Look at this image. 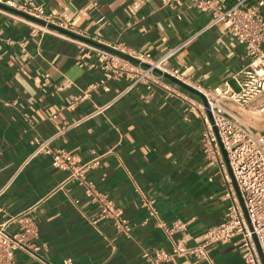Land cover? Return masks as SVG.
Wrapping results in <instances>:
<instances>
[{"label":"crops","instance_id":"crops-1","mask_svg":"<svg viewBox=\"0 0 264 264\" xmlns=\"http://www.w3.org/2000/svg\"><path fill=\"white\" fill-rule=\"evenodd\" d=\"M33 1L105 47L120 42L157 60L186 43L165 67L202 92L225 82L236 91L235 76L247 63L243 48L219 27L197 34L211 16L187 2L170 9L159 0ZM221 1L227 7L235 2ZM94 65L93 54L77 43L33 35L27 23L0 14V187L9 183L0 197V222L30 208L40 258L16 251L15 264H62L67 258L72 264H151L145 250L169 251L180 238L193 246L223 220L225 188L199 144L202 100L164 77L169 90L154 87L153 94L143 85L126 93L124 79L106 81L105 90ZM224 105L264 135V114L250 119V109ZM52 136V147L70 152L79 164L98 160L86 176L122 209L132 238L110 220H96L98 206L81 187L64 183L67 172L48 156L29 160L35 140ZM175 221L185 229L170 234ZM207 253L212 264H246L232 243L211 244ZM160 264L209 262L182 255Z\"/></svg>","mask_w":264,"mask_h":264},{"label":"built area","instance_id":"built-area-1","mask_svg":"<svg viewBox=\"0 0 264 264\" xmlns=\"http://www.w3.org/2000/svg\"><path fill=\"white\" fill-rule=\"evenodd\" d=\"M159 1L170 9H176L187 2L191 8L200 13L209 14L211 21L197 34L219 27L223 34L233 38L243 48L247 63L235 76L236 91H233L226 82L210 91L197 90L204 96L206 102V106L200 110L203 129L199 144L207 164L216 167L215 174L220 176L225 188L222 197L227 200V204L223 220L207 228L193 246H186L184 240L180 238L173 241L169 251L145 250L143 257L151 264H160L174 256L190 255L195 260L212 264L207 247L215 243H232L246 264H264V135L255 136L240 122L239 117L224 105V103H230L239 111L250 109V114L253 116L264 114V2L263 0H235L233 5L227 7L221 0ZM0 5L45 23L42 26L0 8V14L30 25L31 34L39 33L73 41L79 45L80 50L93 54L95 58L93 67L99 68L102 72L103 78L99 81V85L105 90H107L106 81L120 79L129 82L125 89L126 93L138 85H143L152 94L155 93L154 87L169 90L166 85H162L163 74L186 84L177 70H168L165 67L166 62L186 43L172 48L157 60L152 59L149 54L127 49L120 42L107 47L112 50L109 52L76 39L73 40L69 36L48 28L47 25H52L81 36L73 29L71 23L62 21L55 14L47 13L33 0L21 2L0 0ZM120 55H125L138 63ZM87 94L88 92L85 91L80 99ZM108 107L109 105L98 109L92 116L103 112ZM195 108L194 104L190 105L191 110ZM55 137L36 139L35 148L29 160L39 155L48 156L54 168L67 172L64 183H75L81 187L84 196L98 206L99 215L96 220H110L117 231L132 238L131 226L123 217L122 209L86 176L88 170L99 165L98 160L79 164L70 152L52 147ZM8 185L9 183L0 187V197ZM96 220L94 219L93 223ZM11 224H15L16 228L9 231L8 227ZM184 229L183 223L175 221L167 231L172 234ZM36 236L35 216L30 208L0 222V264H15L16 251L40 260L36 254L38 246L33 242ZM62 264H72V260L67 258Z\"/></svg>","mask_w":264,"mask_h":264},{"label":"water","instance_id":"water-1","mask_svg":"<svg viewBox=\"0 0 264 264\" xmlns=\"http://www.w3.org/2000/svg\"><path fill=\"white\" fill-rule=\"evenodd\" d=\"M263 2H264V0H263ZM0 8H2V9H4V10H7V11H9V12H12V13H14V14H17V15H19V16H21V17H23V18H25V19H27V20H29V21H32V22H34V23H37V24H39V25H42V26L45 25V23L42 22V21H39V20L34 19V18H32V17H29V16H27V15H25V14H22V13L16 12V11H14V10H12V9L7 8V7H4V6H1V5H0ZM47 27L50 28L51 30H54V31H56V32H59V33L64 34V35H66V36H69V37H71V38H73V39H76V40H78V41H81V42H84V43H87V44L93 45V46H95V47H98V48H100V49H103V50H106V51L112 52V50H110L109 48H107V47H105V46H103V45H100V44H98V43H95V42H93V41H91V40H89V39H86V38H84V37H81V36H78V35H76V34H73V33H70V32H67V31H64V30H61V29H58V28H56V27H54V26H52V25H47ZM120 56L123 57V58H125V59H127V60H129V61H132V62H134V63H138L137 61H135V60H133V59H131V58L125 56V55H120ZM155 72H156L157 74H160V72H158V71H155ZM163 77H164L165 79L169 80L170 82L174 83L175 85H177V86H179V87L185 89L186 91H188V92H190V93L196 95L197 97H199V98L202 100V102L204 103V106H206V102H205L204 96H203L200 92H198L197 90L191 88L190 86H188V85H186V84H184V83L178 81L177 79H174V78L170 77L169 75L163 74ZM234 186H235V185H234ZM235 188H236V187H235Z\"/></svg>","mask_w":264,"mask_h":264},{"label":"rangeland","instance_id":"rangeland-1","mask_svg":"<svg viewBox=\"0 0 264 264\" xmlns=\"http://www.w3.org/2000/svg\"><path fill=\"white\" fill-rule=\"evenodd\" d=\"M237 111H239V110H237ZM249 117H250V119H252V118H257L258 116H253V115H249ZM249 117H248V119H249ZM252 117V118H251ZM252 132L255 134V135H258V136H260L256 131H254L253 129H252Z\"/></svg>","mask_w":264,"mask_h":264}]
</instances>
